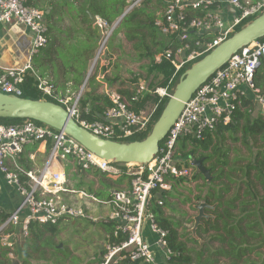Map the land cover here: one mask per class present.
Returning <instances> with one entry per match:
<instances>
[{"label":"built area","instance_id":"2783aa9c","mask_svg":"<svg viewBox=\"0 0 264 264\" xmlns=\"http://www.w3.org/2000/svg\"><path fill=\"white\" fill-rule=\"evenodd\" d=\"M147 1L127 0L125 14ZM158 1L161 10L154 26L167 42L166 50L155 56V60L156 64L169 61L174 74L167 86L154 91L157 100L152 109L135 110L128 100L114 94L103 120L91 121L89 109L82 112L80 106L89 78L74 97L56 93L54 85L39 76L32 65L33 57L49 44V38L45 13L29 5L28 0H0V24H23L33 35L30 59L24 67L0 65V93L21 97L26 77L33 75L44 97L57 101L91 133L116 141L147 132L154 125L160 103L170 97V85L179 74L230 38L240 25L264 11V0ZM117 22L108 29L106 21H99L106 32L95 60L103 54ZM263 67L264 41H256L235 54L185 104L155 159L148 164H118L104 160L63 131L34 121L1 125L0 173L16 190L20 200L0 224V246L9 250L10 257L14 258L13 251L20 237L29 238L34 225L57 227L72 221L108 223L110 232L105 236L99 264H170L172 257L178 254L170 248L169 233L159 225L151 209L153 205L163 207L162 194L172 192L176 181L192 175V159H181L178 144L184 138L204 140L218 127L231 125L244 100H252L264 112V96L255 84ZM149 92L150 88L142 82L131 101L138 102ZM36 143L50 145L48 157L38 174L26 172L19 162L25 146ZM67 162L75 166L73 172L94 173L90 176L92 180L97 174L120 183L110 188L106 199H99L85 190L77 191L69 185L61 169ZM22 176L27 180H22ZM94 182L97 190H103ZM146 228L155 236L154 242L146 236Z\"/></svg>","mask_w":264,"mask_h":264},{"label":"trees","instance_id":"16d2710c","mask_svg":"<svg viewBox=\"0 0 264 264\" xmlns=\"http://www.w3.org/2000/svg\"><path fill=\"white\" fill-rule=\"evenodd\" d=\"M149 1V0H148ZM147 1V2H148ZM145 2V3H147ZM127 6V0H84L82 6L78 9L77 18L81 23L92 24L89 18L87 10H89L94 15L98 16L102 20L106 21L108 24L112 25L115 20L120 17ZM69 9V7L67 8ZM72 13V10L70 11ZM143 15L144 18L140 16ZM156 18V17H155ZM155 18H151L144 8H138L124 17L121 21L119 27L120 31L117 33L124 35V39L131 43L132 49L137 53V61L148 60V68L152 70L155 68V72L163 77L161 81L162 85L167 86L174 74V68L169 61H162L160 64H156L155 56L162 54L166 50L165 37L157 31L154 26ZM256 17L251 18L246 21L238 28H236L235 33L243 29L251 21L255 20ZM128 23L125 25V23ZM118 27V28H119ZM142 29H148L149 33L143 34ZM48 28V37H49ZM87 38L83 44L74 50L73 56H69V60H74L78 62L81 60V56H86L91 61L94 59L96 47L92 45L93 33L88 31ZM115 36V34H114ZM113 39V36H112ZM264 41V39L259 40ZM64 45L67 41L63 42ZM52 46V45H50ZM49 46V47H50ZM109 47V45H108ZM107 47V48H108ZM59 48V46L55 47ZM63 49V48H61ZM65 50V49H63ZM68 52V50L66 51ZM107 52V49L106 51ZM105 54V53H104ZM124 55H126L123 52ZM46 63L56 65V62L62 61L66 63L64 56L57 57L54 48L50 49L45 56ZM68 60V61H69ZM133 60L135 61L134 55ZM201 60V59H200ZM42 62L45 63V62ZM88 61L80 62L82 66V71L80 74L76 75L72 81L74 84L71 86L74 90H79L85 81L84 71L88 70ZM199 61V60H198ZM194 64V63H193ZM191 67L188 66L183 70L179 76L170 85L169 92L170 96L173 94V90L179 82L180 77ZM83 72V73H82ZM42 78H46L50 83H52L56 89V93H61L53 80L50 77L39 74ZM264 75H258L255 79V84L258 89L264 93ZM93 77L89 79V83L92 81ZM139 81V78H136ZM160 83V84H161ZM149 87V86H148ZM22 98L30 100H46L50 102L57 103L52 98L44 97V95L37 88V79L33 75H29L25 79V83L22 86ZM66 90L64 93H66ZM118 94L124 99L128 100L131 107L135 110H140L146 107L147 103L152 100V94L146 93L145 96L138 102H132V98L136 95V90L133 92L120 91ZM263 95V94H262ZM170 97H166L160 103L156 115L154 117V124L160 118L164 108L166 107ZM112 105L111 97L109 95H95L93 92L85 93L80 101L81 111L83 112L86 108L89 109L90 115L89 120H103L105 111ZM254 110V103L252 100H244L242 107L236 113V116L229 126L218 127L216 131L212 134H207L204 140H191L188 138L181 139L182 141V155H189L187 159H192L196 153L197 148L203 144L204 149H208L210 145L214 144V155L218 156L215 162L211 163L208 168L210 171V179L206 178L204 175L196 173V177H203L204 180L208 181L212 185L218 183L222 189L221 194L217 195V192L210 190L204 199L197 197L198 203L202 201L210 206H214L213 210H206L207 214L212 215L208 219H204L206 226L200 228L207 231H214L212 235L213 241H218L222 247L218 248L212 252H209V256L203 260V256L206 254L204 252L200 253L197 257L198 264H257V261L252 260L248 255L252 254L253 251H258L264 242V112L260 114L259 117L252 119V113ZM25 120L20 119H4L0 118L1 125H14L21 124ZM37 123V122H36ZM40 124V123H38ZM42 125V124H41ZM154 126V125H153ZM152 127L147 132L141 135L131 138V139H117L119 142H134L143 141L151 133ZM226 133L231 134V138L236 142H241L248 151L252 154L256 149L257 154L254 158L250 155L247 162L241 160L239 155H237L234 160L229 159V150H222L218 143V136L224 137ZM238 134V135H237ZM252 140V144L250 142ZM193 144V148H189ZM49 148L50 145L48 144ZM162 144L160 145V147ZM179 146V144H178ZM238 152V150L236 151ZM191 155V157H190ZM215 157V156H214ZM213 159V156H209V160ZM21 166L26 172H31L27 167H24L22 161L19 160ZM206 162V161H205ZM245 162V163H244ZM100 182L102 185L113 187L117 183L112 182L105 176H101ZM22 180H27L26 177L22 176ZM185 180V179H182ZM180 180V181H182ZM215 182V183H214ZM90 192H97V194H102L100 191H95L91 189ZM166 194H162V198H165ZM109 196V195H107ZM200 203V204H201ZM152 212L156 216L159 225L166 231H168V242L170 248L178 255L172 257L170 264H193V258L191 257L190 250L187 248L186 243L180 240V234L177 229V225H171L168 219L164 217L162 207L153 205ZM7 216H2L0 224L4 221ZM39 226V225H38ZM208 226V227H207ZM44 230L49 229L51 233H55L57 227L54 226H43ZM110 232V230L108 231ZM46 233V232H44ZM43 235V234H42ZM38 232L35 236L41 241L44 237ZM226 246V247H225ZM264 247V246H263ZM39 250V249H38ZM264 252L257 253L258 256L262 255ZM4 257L7 256V252H3ZM219 257H222L224 261H221ZM100 261L97 263L99 264ZM0 264H2L0 260ZM122 264H126L125 262Z\"/></svg>","mask_w":264,"mask_h":264},{"label":"rangeland","instance_id":"374dc122","mask_svg":"<svg viewBox=\"0 0 264 264\" xmlns=\"http://www.w3.org/2000/svg\"><path fill=\"white\" fill-rule=\"evenodd\" d=\"M68 7L69 9L67 11H71V7L70 6ZM141 8H144V10L146 11V14H148L149 12V16L153 19L160 12L161 5L158 0H149L147 3L142 4ZM124 13H125V10L123 14ZM123 14L120 17H122ZM120 17H118L115 20V23L118 21ZM140 17L144 18L143 15H141ZM127 23L128 21L125 23V25ZM114 24L112 25L109 24L108 29H111ZM49 27L55 29L53 24H50V23H49ZM118 27L115 28L112 36L114 34L115 36L118 35L117 33L120 31V27L119 28ZM105 32L106 30L104 31V33ZM141 32L143 34H147L149 33V30L142 29ZM52 33L53 32L50 31L49 36L52 35ZM112 36L108 39L106 43V47L104 48V51L102 52L103 54L99 56L98 61L95 60V57L97 56L101 43L99 47L97 48L94 59L91 61L90 67L88 69L89 71L92 67L94 68L92 74L90 75V79L101 68L102 66L101 62L104 59H106V57H104V53L109 45V42ZM123 36L124 35H122L121 38H123ZM161 39H164V37H162ZM165 41H167L166 38H165ZM50 43L41 50L40 54L35 55L34 63L40 62V58L43 56L45 57L47 52L51 48L53 49V46H50ZM72 49L74 50V48H69L68 52H66L65 50L61 49V47L55 48L54 46L56 56L57 57L64 56L66 61L69 60V56H72V53H73ZM76 49L77 47L75 48V52H76ZM122 65L124 66V68L129 69V71L132 69L133 70L132 76L138 75L136 78H139V81L142 80L141 82L143 83L145 82L147 87L149 86L150 88L149 93L152 94L153 92L152 100L148 102L146 105V108H144L146 110H149L155 104L154 101L157 100V95H155L154 91L157 88L164 87V85H162L161 83V81L163 80V77L159 75L157 72H155V68L153 69L152 67V70L148 68V65H149L148 60L138 61V67L135 66L134 60L132 63H130L129 60H123ZM123 74L125 76L126 75L129 76L127 72L126 73L124 72ZM258 75H264V68L259 70ZM261 113H262V109L259 107V105L254 103L252 119L259 117ZM250 142L252 144V140H250ZM217 144H219L222 150H229L230 160H234V158L237 155H239L241 160H244L247 162V159L250 157V155L252 156V158H254L257 154L256 149L251 154L248 151V149L241 144V142L234 141L231 138L230 133H226L224 137L218 136ZM189 145H190L189 148L194 147L193 144H189ZM203 146L204 145L201 144V146L197 148V153L193 157H191L190 155V157L192 158V160H195V159L204 160V166L206 167V169H208L211 166V163L216 161L218 156L214 155V144L213 146L210 145L208 149H204ZM182 148L183 147H182V141H181L179 142L180 156L182 160H187V156L189 155L183 156L180 151L182 150ZM237 150L238 152H236ZM209 156L211 157L213 156V159L211 158L209 160L208 159ZM71 169H72V166L68 164L67 170H66V176H67V180L70 181L69 182L70 186H73L74 189H76L77 191L85 190L88 193L96 194L99 199H106L108 197L107 195H109V190L111 187L102 185L99 179L100 178L99 175L96 174L95 178H93L92 180L90 176L94 175V173H92L91 171L86 172V173H79V172L76 173V172H71ZM192 170H193L192 175L188 179L175 182V186H174L175 189L172 191L171 195L165 196L164 198V206L162 210L164 213V217L168 219L169 222H171V225L172 226L173 224L177 225V229L180 234V240L186 243L187 248L190 250L189 254L193 258V264H198L197 257L200 253L202 252L206 253L203 256V260H204L205 258L209 256V252H212V254H214V251H216L218 248L224 245H222L218 241H213L211 237L214 231L205 232L204 230L200 229L206 226L205 221H204V219L206 218H202L200 220V224L197 225L196 218L199 214L197 210V206L201 203V202L198 203L197 197H201L202 199H204L206 194L210 190H214V189H216L214 190V192H217V195H219L221 194L224 188L222 187L221 189V187H219L220 185L215 182H214L215 185H212L208 181L204 180L203 177L201 176L196 177L197 169L194 167ZM94 181H96L98 185H101L103 190H97V185L95 184ZM91 189H94L95 191H98V192L100 191L102 194H97V192H90ZM202 203H205V202L202 201ZM205 214L210 215L207 213ZM76 223H77L76 225H74L73 223L60 224L57 226L58 228H56L55 233L53 234H47L51 232L49 231V229H46L45 236L40 241V245H39V241L33 242L34 247H37L39 249V251L36 252L38 255L40 254L39 258H35L36 256H30L29 254L25 252L23 253V251L21 252L20 257H18V253H17L19 251L18 246H16L15 248L16 253H17L16 259L15 257L11 258L10 251L7 250L6 248H3L1 246L0 247L3 248V250H6L8 252V257L11 260L19 259L23 261V259H25L28 262V264H97L100 261L102 254L104 252V243L102 244V240H101L102 234L104 233L103 229H107L109 231L110 227H108L107 225H103V223L94 224L88 221H77ZM33 227H35L34 229H37L38 225H34ZM146 236L148 235L146 234ZM60 244H62V248L58 249ZM263 246H264V242L261 246V249H259V252L254 250L252 254L248 255V257H250L252 260L257 261V264H264V253H262L261 256L260 255L258 256V254H256V252L257 253L264 252ZM13 255H14V251H13ZM218 258L221 261H224L222 257L218 256Z\"/></svg>","mask_w":264,"mask_h":264},{"label":"crops","instance_id":"0c3cea01","mask_svg":"<svg viewBox=\"0 0 264 264\" xmlns=\"http://www.w3.org/2000/svg\"><path fill=\"white\" fill-rule=\"evenodd\" d=\"M83 2L84 0H28L29 5L45 13V19L48 24L47 27L49 28V31L53 32L52 35L48 37L49 43L52 42L50 45H52L53 48L54 46H59L65 49V51H67L69 48L80 47L85 40H88V31L93 33L92 45L96 48L99 47L101 41L104 38L105 29L99 24V21L102 20L101 18L95 15L97 18H99V21L97 24L92 23L91 25L81 23L77 18L78 9L80 6H82ZM68 6L71 7L72 13L67 11ZM230 10V8H227V11ZM49 23L53 24L55 29L50 28ZM121 36L122 34L117 36L113 35V39L111 38L107 52L104 54L106 59L101 62L102 66L93 76L92 81L90 83L88 82L83 95L85 93L93 92L95 95H109L111 97L114 94H118L120 91H137L138 86L142 83V80L137 81L136 77L138 75L132 76L133 70L131 69L129 71V69L124 68L122 63L123 60H129V62L132 63L134 55L135 66L138 67V61L136 59L138 56L137 53L133 51L131 46L132 44L128 43L124 37L121 38ZM32 40L33 35L25 25L17 23L0 24V65L5 68L24 67L30 59L29 57ZM64 41H67L65 45L63 43ZM123 52L126 55H124ZM74 55L75 53H72L73 59L75 60ZM44 60L45 57L43 56L40 58V62L34 63L33 57L32 65L35 69V72L37 74L39 73L50 77L61 94H66L72 97L77 95L84 86L85 81L89 76V71L86 70L84 73L82 72L85 75V81L79 90H74L71 88V86L74 84L72 80L76 78V75L80 74L82 71L80 62H87V60H89L87 66L89 69L91 60L89 58L87 59L86 56L84 57V55L81 56V60L78 62L69 60L66 61L65 64L62 61H59L55 63L56 65H53V63L48 64L49 62L46 63ZM43 61L45 63L42 64ZM124 72H127L129 76H125L123 74ZM66 90L68 91L64 93ZM260 92L262 93L261 90ZM262 94L264 96V93ZM49 149L48 143L29 144L25 146L23 153L19 156V160L22 161L24 167H27L31 170V172L38 174L45 164L49 154ZM67 163L72 166L71 172H73L75 166L71 162ZM67 163L61 165V169L65 175L68 166ZM171 193L172 192L167 193L165 196L171 195ZM19 200L20 198L16 190L7 184L0 173V220L2 216H8V214L13 211V209L18 205ZM210 216L212 217V215ZM76 222L77 221H72L69 223L76 225ZM103 225L110 227L108 223H103ZM34 228L35 227L31 228V235L29 238L21 239L20 237V242L17 245L19 250L17 252L18 257H20L21 252L23 251V253L25 252L30 256H36L35 258H39L40 254L38 255L36 253L39 250L37 247H34L33 242L39 241L40 245V240L35 236V233L38 232L39 235H44L45 230L43 226H38L37 229ZM103 231L101 240L102 244H105V236L108 233V230L103 229ZM145 234L148 235L147 237L151 242H154L155 236L149 231L148 228H146ZM61 248L62 244L59 245L58 249ZM5 251L6 250H3V248L0 247V260L2 264H11V259L8 257L7 251V256L4 257L5 254H3V252ZM17 253L15 249V259ZM17 260L19 261V264H28L25 259H23V261L19 259Z\"/></svg>","mask_w":264,"mask_h":264},{"label":"water","instance_id":"95a60500","mask_svg":"<svg viewBox=\"0 0 264 264\" xmlns=\"http://www.w3.org/2000/svg\"><path fill=\"white\" fill-rule=\"evenodd\" d=\"M87 13L92 23L97 24L99 18L89 11ZM125 15L124 13L119 19L117 26ZM262 39H264V12L184 72L150 135L143 141L126 143L103 139L80 126L69 112L57 103L30 100L2 93H0V118L34 121L54 130L63 131L86 149L107 161L118 164H148L155 159L160 145L193 94L241 49ZM192 164L197 169V173L208 179L211 178L210 171L204 166V160L195 159L192 160ZM213 209H215L214 206L206 203L199 204L197 225L202 218L211 217L205 213L206 210ZM11 264H19V261L13 259Z\"/></svg>","mask_w":264,"mask_h":264},{"label":"clouds","instance_id":"9594fccd","mask_svg":"<svg viewBox=\"0 0 264 264\" xmlns=\"http://www.w3.org/2000/svg\"><path fill=\"white\" fill-rule=\"evenodd\" d=\"M120 18H121V17H120ZM120 18H119V19H120ZM119 19H118V20H119ZM98 20H99V19H98ZM118 26H119V25H118ZM118 26H117V27H118ZM195 63H196V62H195ZM89 71H90V70H89ZM88 78L90 79V77H88ZM88 81H89V80H88ZM170 97H171V96H170Z\"/></svg>","mask_w":264,"mask_h":264}]
</instances>
